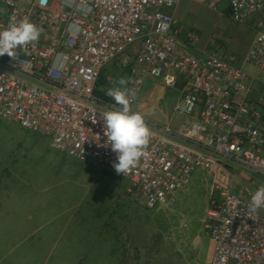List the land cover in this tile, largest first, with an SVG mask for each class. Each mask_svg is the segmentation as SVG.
I'll return each instance as SVG.
<instances>
[{"label": "built area", "instance_id": "1", "mask_svg": "<svg viewBox=\"0 0 264 264\" xmlns=\"http://www.w3.org/2000/svg\"><path fill=\"white\" fill-rule=\"evenodd\" d=\"M219 1L206 5L217 10ZM224 1L233 22L253 21L255 38L241 61L264 73V0ZM180 3L75 0L69 7L65 0H48L41 7L39 0H0V30L24 16L44 29L35 47L16 50L17 60L0 56V118L49 136L57 151L126 178L128 192L151 210L173 209L194 172L208 170L219 196L205 218L215 248L212 259L200 264H264V208L251 212L257 189L240 187L230 170L236 165L264 178V82L255 98V78L237 64V55L196 57L182 50L184 31L170 12ZM82 5L91 11H78ZM70 24L80 27L78 35L66 31ZM187 39L194 43L197 34L190 32ZM132 46H137L134 58L128 54ZM58 53L68 57L63 72L51 70ZM112 62L136 92L133 113L145 79L154 78L164 88L180 86L174 111L186 117L174 127L141 114L151 139L124 176L113 167L117 156L102 121L103 112L120 106L96 94L101 73Z\"/></svg>", "mask_w": 264, "mask_h": 264}, {"label": "rangeland", "instance_id": "2", "mask_svg": "<svg viewBox=\"0 0 264 264\" xmlns=\"http://www.w3.org/2000/svg\"><path fill=\"white\" fill-rule=\"evenodd\" d=\"M227 10L224 0L217 10L206 0H181L175 16L184 31L181 49L200 57L229 47L242 59L252 32ZM190 32L197 34L194 43L187 41ZM108 68L115 78L125 73L117 63ZM155 84L145 79L142 93ZM179 90L168 88L161 104L175 127L186 120L174 111ZM50 143L49 136L0 118V264H200L211 258L215 243L205 218L209 196L218 193L208 170L194 172L173 209L151 210L128 192L126 178Z\"/></svg>", "mask_w": 264, "mask_h": 264}, {"label": "clouds", "instance_id": "3", "mask_svg": "<svg viewBox=\"0 0 264 264\" xmlns=\"http://www.w3.org/2000/svg\"><path fill=\"white\" fill-rule=\"evenodd\" d=\"M47 2L48 0H39L41 7ZM74 2L75 0H65V4L69 7ZM77 10L84 14L91 11L83 5ZM66 31L76 36L81 29L76 24H70ZM43 32L44 29L32 22L28 16L19 20L13 18L4 30H0V56L6 54L13 60H17L16 50L27 49L30 45L35 47ZM67 63L68 57L63 53H58L53 60L51 70L63 72ZM112 83L115 86L105 89L104 93L120 108L103 112L102 121L107 144L117 156V162L113 163V167L118 174L124 176L135 168L145 155L151 139V131L144 117L138 112L131 111V101L135 98L136 92L134 89L127 88L129 78L121 77ZM261 208H264V184L251 195V212L256 213Z\"/></svg>", "mask_w": 264, "mask_h": 264}, {"label": "crops", "instance_id": "4", "mask_svg": "<svg viewBox=\"0 0 264 264\" xmlns=\"http://www.w3.org/2000/svg\"><path fill=\"white\" fill-rule=\"evenodd\" d=\"M177 8L174 9V10H171V12L174 14V16H176ZM227 13H228V16H229V9L227 10ZM175 19H176V17H175ZM243 25L247 26L252 32L250 45H249L247 51H245V53H244V54H247V52L250 50V48H251V46L253 44L254 38H255V28H254L253 21H250L247 24H243ZM234 37L235 36H231L230 40H232V41L236 40ZM225 38H227V34H224L221 37V39L223 40V44H222V46H220L221 48L225 44L224 43L226 41V40H224ZM181 43H182V40H181ZM228 44H230V43H228ZM136 53H137V46H132L128 50V54L130 56H132V58H134ZM232 54H235L237 56L241 55V53H238L237 49H235L233 51V50H231V48L227 47L218 56H220V57H228L229 55H232ZM112 63H116V62H112ZM112 63H110V64H112ZM110 64H108V65H110ZM237 64L243 67V69L245 70V72L248 74V76L250 78H255V80L253 81V89H254V94L253 95H254L255 98H257L259 96L260 90H261V88L263 86L264 74H261L260 71L258 69H256L252 65H248V64L243 65L240 58H239ZM107 71H110V69L108 68V70H106V72ZM112 75H113V72H112V74L107 75V80L110 83H112V80L115 79V76L112 77ZM122 75H124V77H125L126 72L122 73ZM167 89L168 88H164L163 87V85H162V83L160 81L156 80V84H155V86L153 88H151L148 91L144 92V94L141 91L142 94L139 95L138 102H137V104L135 106V109L140 114H142V115H144V116H146L148 118H154V119H156V120H158V121H160L162 123L170 121L171 124H172V119L165 112H163V110L161 108V104H162V102H163V100L165 98ZM153 109H155L154 113L152 111ZM172 126H173V124H172ZM50 146H51V143H50ZM230 167H232V171L231 172L234 175V178L236 176V177H238V179H240V181H242V182H240L239 180H237L235 178L236 182H238L240 187L241 186H247L250 189L254 190V189H258L262 184H264V178L262 176H259L257 174L251 173V172L246 171L244 169H241V170L239 169L238 170V169L235 168L234 165H231ZM128 188H129V186H128ZM218 198H219V196H217V195L216 196L215 195L214 196H209V202H208V205H207V209H208V206H209L211 200L212 199H218ZM261 214H262V216L264 218V211H261ZM213 253H214V251H213ZM212 257H213V254H212L211 258L209 260H207V261H210L212 259ZM204 262H206V261H204Z\"/></svg>", "mask_w": 264, "mask_h": 264}, {"label": "trees", "instance_id": "5", "mask_svg": "<svg viewBox=\"0 0 264 264\" xmlns=\"http://www.w3.org/2000/svg\"><path fill=\"white\" fill-rule=\"evenodd\" d=\"M121 77H124V75L121 74V75L116 76L114 81L119 80ZM113 86L115 85L113 83H110L107 80L106 70L104 69L99 78V82H98L97 89H96V94L103 99L109 100L111 98L105 95L104 90L109 87H113Z\"/></svg>", "mask_w": 264, "mask_h": 264}]
</instances>
